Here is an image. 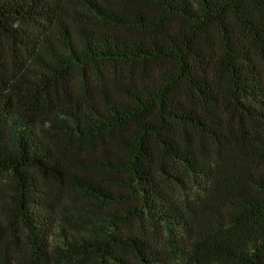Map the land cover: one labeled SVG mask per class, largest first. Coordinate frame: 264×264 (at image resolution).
<instances>
[{"label":"trees","instance_id":"obj_1","mask_svg":"<svg viewBox=\"0 0 264 264\" xmlns=\"http://www.w3.org/2000/svg\"><path fill=\"white\" fill-rule=\"evenodd\" d=\"M0 264H264V0H0Z\"/></svg>","mask_w":264,"mask_h":264}]
</instances>
